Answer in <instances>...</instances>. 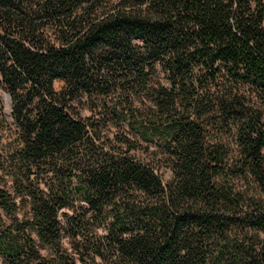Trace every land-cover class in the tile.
I'll list each match as a JSON object with an SVG mask.
<instances>
[{"label":"trees","instance_id":"1","mask_svg":"<svg viewBox=\"0 0 264 264\" xmlns=\"http://www.w3.org/2000/svg\"><path fill=\"white\" fill-rule=\"evenodd\" d=\"M138 90L145 114L100 101ZM213 110L258 198L208 141ZM105 115L157 137L172 179ZM0 134L2 264H264V0H0Z\"/></svg>","mask_w":264,"mask_h":264},{"label":"rangeland","instance_id":"2","mask_svg":"<svg viewBox=\"0 0 264 264\" xmlns=\"http://www.w3.org/2000/svg\"><path fill=\"white\" fill-rule=\"evenodd\" d=\"M149 82L150 84L157 86V84H167V79L165 75L160 71V69L156 70L152 74L149 75ZM63 81H56L55 88L57 90H61L64 86ZM131 93V94H130ZM130 93H123L120 94L119 92H114L109 97L105 99H101L100 101H106L108 108H111L113 104L123 103L124 106L126 102H129L130 95L131 98L135 95V106H138L140 112L142 114L146 113L147 106L151 104L148 100V93L145 91L138 90L131 91ZM141 96V98H139ZM105 98V97H101ZM128 99V100H126ZM142 100V101H141ZM5 102V122L10 123L12 122V107H11V100H7L6 96H4ZM76 104L81 111L82 116L88 117L92 115V111L90 108L91 101L86 96H80L76 100ZM158 111L157 107L154 109ZM140 115V114H139ZM217 120V121H216ZM202 122L208 131V141L211 143L220 142L226 147L225 149L228 152V160L229 166L227 170V178L232 186L235 187L237 191H241L246 195V198L249 200L250 198H258L260 196V188L257 186L255 181L253 180L251 175L247 177L243 176V174H238V168L234 165V162L237 160L239 154V148L236 141V131L237 128L233 122H226L220 121L219 117L215 110L208 113V115H203ZM102 124H107L103 128V134H106L109 137L114 136H122L125 135L130 137L131 139L138 140L146 149H148L149 154L147 151L139 150V151H132V154L137 157H143L147 160H150L153 164L160 168V173L163 176L164 180H171L172 179V170L168 163V156L165 151L160 147V140L157 137L151 138L150 134L148 135L151 138V141H145V139L141 138L139 133L133 129L131 125H129L128 120L118 121L117 119H112V116L105 115L101 121ZM14 129V127H13ZM0 140L3 142L2 144L10 145L13 143L14 138L7 134H0ZM239 163V162H238ZM7 178V176H6ZM26 210V207L22 208ZM63 212L71 213V208L64 209ZM61 220L64 221L63 214L60 216ZM93 228H96L95 226ZM99 232L103 234V230L100 228ZM250 232V231H249ZM251 234L254 232L251 230ZM0 264H2V260L0 259ZM80 264V263H78Z\"/></svg>","mask_w":264,"mask_h":264},{"label":"water","instance_id":"3","mask_svg":"<svg viewBox=\"0 0 264 264\" xmlns=\"http://www.w3.org/2000/svg\"><path fill=\"white\" fill-rule=\"evenodd\" d=\"M5 96H6V99H7V100H10V98L8 97V95H5Z\"/></svg>","mask_w":264,"mask_h":264}]
</instances>
